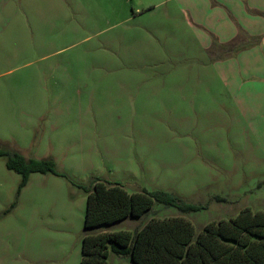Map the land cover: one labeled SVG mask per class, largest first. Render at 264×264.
I'll return each mask as SVG.
<instances>
[{"label":"rangeland","instance_id":"374dc122","mask_svg":"<svg viewBox=\"0 0 264 264\" xmlns=\"http://www.w3.org/2000/svg\"><path fill=\"white\" fill-rule=\"evenodd\" d=\"M182 1L0 0V151L57 169L20 186L0 155V264H80L85 234L169 216L198 233L244 207L264 210V151L231 99L223 52ZM95 179L200 208L155 202L85 229L84 186Z\"/></svg>","mask_w":264,"mask_h":264},{"label":"trees","instance_id":"16d2710c","mask_svg":"<svg viewBox=\"0 0 264 264\" xmlns=\"http://www.w3.org/2000/svg\"><path fill=\"white\" fill-rule=\"evenodd\" d=\"M0 155L7 156L8 169L21 174L20 186L32 172L57 174L50 157L26 158L18 151ZM84 191L85 229L141 216L155 202L181 212L200 208L169 190L128 192L118 182L99 179ZM110 253L127 259L121 264H264V210L244 207L234 217L206 223L198 233L185 217L169 216L151 217L134 230H103L82 237L80 264H110Z\"/></svg>","mask_w":264,"mask_h":264},{"label":"crops","instance_id":"0c3cea01","mask_svg":"<svg viewBox=\"0 0 264 264\" xmlns=\"http://www.w3.org/2000/svg\"><path fill=\"white\" fill-rule=\"evenodd\" d=\"M180 7L223 52L218 67L231 99L264 151V0H184Z\"/></svg>","mask_w":264,"mask_h":264}]
</instances>
